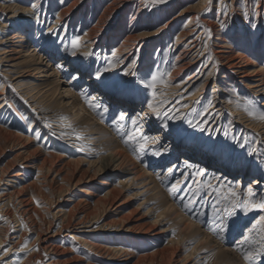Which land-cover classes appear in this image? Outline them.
I'll use <instances>...</instances> for the list:
<instances>
[{
    "label": "rangeland",
    "instance_id": "obj_1",
    "mask_svg": "<svg viewBox=\"0 0 264 264\" xmlns=\"http://www.w3.org/2000/svg\"><path fill=\"white\" fill-rule=\"evenodd\" d=\"M74 1L41 0L30 10L34 0H0V52L13 45L21 50L14 54L20 63L30 43L38 48L32 63L43 70L12 79L26 65L0 62V97L7 102L15 95V109L7 105L0 126L24 136L17 142L0 136V176L6 172L3 182L33 192L26 213L15 198L0 196V264H264V209L252 206L264 203V86L251 91V77L230 74L212 51L221 42L216 36L225 39L232 52L248 58L244 69L264 75V0H176L171 7L145 0L144 21L127 16L122 24L114 14L100 19L104 0H80L56 21ZM26 21L30 30L36 24L33 37L25 31L22 44L21 36L8 42ZM95 23L97 41L88 47L86 34ZM187 29L191 33L182 35ZM129 34L141 35L139 55L122 63L113 47ZM194 38L198 46L184 61H197L176 74L175 55ZM194 71L196 81L182 83ZM20 79L29 90L38 87L27 93ZM123 94L129 104L113 97ZM73 100L78 103L71 108ZM82 114L89 119L83 124ZM131 133L149 137L146 148L129 140ZM111 150L147 175L132 181L100 171L86 181ZM61 155L72 162L54 166ZM23 157L34 166L25 167ZM45 157L54 160L49 173L36 167ZM71 172L75 177L68 179ZM102 180L114 187L117 208L109 205ZM83 187L95 193L84 201ZM43 238L56 249L42 248ZM245 252H255V259L246 261Z\"/></svg>",
    "mask_w": 264,
    "mask_h": 264
},
{
    "label": "bare ground",
    "instance_id": "obj_2",
    "mask_svg": "<svg viewBox=\"0 0 264 264\" xmlns=\"http://www.w3.org/2000/svg\"><path fill=\"white\" fill-rule=\"evenodd\" d=\"M34 1L35 2L32 4V6L30 8H27V9H30V10L35 9L36 8L35 5H37L41 0H34ZM79 1L80 0H75L66 10L65 9H61L58 12L57 16H56V21L65 18L66 15L68 14V11L73 7V5H75ZM153 1L155 2V5L158 4L161 7H165V6L166 7H168V6L171 7L176 2V0H163V2H161V0H153ZM258 1L260 2V0H258ZM232 2H233V0H231V3ZM144 4H145V0H104L102 2L103 10H102V13H101V15L99 17H100L101 20L102 19H108V18L111 19L112 15L114 14L115 17L118 19L119 24H122L123 21L126 20L127 16H128L129 20H131V21L135 20V21H137V23H140V22L144 21L143 18L146 17L144 15V13L142 12V11H144V8H143ZM2 9H7L8 10L9 7L8 6H4V7H2ZM262 9H261V12H262ZM44 10H46V6H45ZM32 20H36V18H32ZM169 23L170 22L167 21L165 23V26H168ZM31 26H33V24H31V22H29V21H26V22H24V23H22L20 25H16L15 26L16 30H14V32H12V34H11L12 36L10 37V39H12V40H8V42H14L15 38L21 36V37H23V38H21L22 40H20V42L22 44V42L26 41V39H25V37L27 36V35H25L26 32H28V35L32 36L37 31L36 30L37 29L36 28V24H34V28H35L34 30H32V29L30 30ZM98 28H99V24L95 23L91 28L88 29L87 34H86V37H87L86 41H87V46L88 47L93 46L94 43L97 41ZM133 29H134V27L130 28V26H129L126 31L128 33H130L131 31H133ZM192 30H193V28H192ZM192 30L187 29L186 32H184V30H183L182 31V35H187V34L191 33ZM21 32H23L24 34L21 33ZM45 34L46 33H44V35ZM140 37H141L140 34H136V35L129 34V35H126V37L122 40V42H120L118 45L113 47V52L123 56L120 59V62L123 63L125 61H128L131 57L136 59V57L139 55V52L136 50V54L134 55V53H135L134 50H135V47H137L138 43L140 42V39H139ZM179 39L180 38H177V40L175 42L176 44L180 43ZM215 39L221 40V42H216V48L212 49V51H214V54L220 60L223 61L222 64H223L224 68L225 69L228 68L230 74H239L240 73L239 77H241V78L247 77V76L251 77V80H250L249 83H247V86H248V88L251 91L259 93L263 89V86H264V75L262 73H259L258 72L259 70H253V71H251V73L248 72L247 69H244V64H247L246 60L248 58L245 55H242V54H239V53H235L234 51H233L234 52V54H233L232 50L228 48V45H227L228 43L227 42L226 43L222 42V41H225V39H221L218 36H216ZM1 41H3V40H1ZM197 41L198 40H196L195 38L192 39V40H189L188 41L189 44L187 43L186 45H184L183 48L176 53L175 58H174V60L172 62V68H173L172 71H175L176 74L179 73L180 71L184 70L186 67H188L189 65H191V64H193V63H195L197 61L196 59L195 60H191V62L189 60H188V62L184 61L185 55L186 56L189 55V53L196 46H198V44H196ZM28 44H30V43H28ZM28 44H27V46H26L27 48L25 50L26 53L22 54V56H25L26 58L23 57V58H25V60H23L20 63L15 62L17 58L15 57L16 55H14V54H20L21 50H19V52L15 51V48L12 47L13 45L8 46L7 47L8 49H4L2 52H0V62H2V61L8 62V63H3L4 64L3 66H9V68H10V67L18 66V65H26V67H27V69L21 70L20 73L17 76H15L14 78H12V79H15L16 77L22 76L23 73H21V72H29V71H31V72L34 71L35 72L36 70L43 71V70H41V67L35 66L34 65L35 63H32V61L35 60V58H34L35 55L31 54V53L34 52V51H37L38 48H34L32 46H28ZM195 52L196 51H194V53ZM252 52L255 53L254 51H252ZM257 55L258 54H256V56ZM258 58H260V57H258ZM190 59H192V58H190ZM65 60H66L65 63H69L72 66H74L76 64L71 58L70 59H66L65 58ZM251 63H255V61H252ZM32 66H35V67H32ZM80 69L83 70V67L80 66ZM76 74H78V72ZM38 76H41V74H39ZM76 76H78V75H76ZM196 76H197V73H196V71H194L182 83H188L189 80L194 82V81H196V79H195ZM18 86L22 87L23 90H25L27 93H29L31 90L35 89L37 85L35 87H33V88H30V90H29V87H28L27 83L23 82V79H20L18 81ZM2 90H0V96L3 94ZM68 92H69V90H68ZM106 92L109 93V91H106ZM14 96H15L14 94H9L7 96V100H8L7 102L8 103L5 102V100H4L5 97L4 98L0 97V114H2L4 112V110L7 108V105H8V107L10 105V107L15 109V106L12 104V100L15 98ZM105 96H107V95H105L103 93V95L101 97H105ZM115 96L116 95H114L113 97L116 100L119 99L121 104L129 102L128 99L130 97L125 95V94H123L122 96H117V97H115ZM34 97H35L34 95L28 96V98H32L31 99L32 101H33ZM106 98L108 99L109 97H106ZM77 103L78 102L74 101V100L70 101V107L74 108ZM18 115H19V120L20 121H25V116H23L24 114L18 113ZM80 118H81L80 121H81L82 124H83L84 120L85 121L86 120L89 121V119H87V117L85 115H83V114L81 115ZM15 126H16V124H15ZM4 129H6V128L0 126V136L3 139H7V140L8 139H12L11 140L12 142H14V141L17 142L21 137H24V136H22V133H19L18 131H15V132L14 131H8V130L6 131ZM20 130L23 131V129H20ZM158 132H160V131H158ZM161 136H162L161 133H158V135H156L155 137L160 138ZM26 138H28V137H26ZM19 144H21V143H18L17 145H19ZM56 157H57V159L55 160V162H54V160H49L50 162H48V159H47L48 157H45V158H43L41 160L40 164L37 165L36 167H38V170H40L41 173H49L50 170H52V166L51 165L53 164V162H54V166L58 165L59 161L63 162L64 163L63 165H67V164L69 165L70 162H72V161H69V160H64L62 155L61 156H56ZM23 158L26 161L25 164H24L25 167L30 168V167L34 166V163L32 161L26 160L27 158H25V157H23ZM126 160H127V155L125 153H123V152H121L119 150H111V151H109L108 153L105 154L104 157L101 158L99 164H97L96 170H94V172L92 174H90V173L86 174L87 175L86 176L87 177L86 181H91L95 177V175L98 172H100V171H103V172L107 171V172H113V173L116 172V174L117 173H121L122 175L129 176L130 179H132V181L138 179L139 175L141 173H142L143 176L147 175L146 172L144 170H142L141 168H138L137 165L127 166L126 165ZM30 162H32V164ZM200 162H202L203 166L208 165V161H207L206 158H200ZM61 167L62 166H60V168ZM60 168L56 170L57 173L60 172ZM61 172H63V171H61ZM5 173L4 174L2 173V175L0 176V183H2V185H3V187L0 189L1 200H5L6 201V200H10L12 198H15L16 201L19 203L20 208L23 211H25V213H26V211L30 209L29 201L31 199L30 197H32L33 192H29V193L25 194L24 192H22V190L17 188L18 186L11 185V184L8 183V181L7 182L6 181L3 182V179H4L3 175H7V173L6 174ZM14 175L18 176V175H20V173L17 172ZM66 176L69 179V178L75 177V173H72V172L71 173H67ZM9 181H10V179H9ZM256 183H257V180H254L253 184H256ZM108 184L109 183L107 181H104V180H102V182H101L102 187H106V195L111 197L109 205L111 207L115 205V207H116V203H115V200H114L115 196H116L115 195V189H114V187H108L107 186ZM22 187L25 188V186H21V188ZM80 191H81V193L83 195V198H82L83 201L86 200V198L91 197V196H93L95 194L93 191L90 190L89 187H83ZM110 197H108V198H110ZM97 202H99V200L95 201V203H97ZM77 203L79 204V202H77ZM58 211H61V210L58 209ZM144 234H147V233H144ZM155 234H158V232H154L152 235H155ZM48 237H50V236H48ZM73 237H76V236H73ZM40 239L41 238L39 237V240ZM43 239L45 240V238H43ZM11 243H12V245L14 247L15 243H16V240L12 241ZM2 245H4V242L2 240V237L0 236V247ZM41 247L45 248V249L46 248L47 249H52V250L56 249L55 244H52L51 242H49V240H45V242L43 243V246H41ZM123 252H124L123 253L124 255L128 254V252L125 251V250ZM3 257H5V256H3ZM123 260L124 259H121V261H123ZM52 261H53V259L51 261H49L48 264H52L53 263ZM123 264H125V263H123Z\"/></svg>",
    "mask_w": 264,
    "mask_h": 264
},
{
    "label": "snow or ice",
    "instance_id": "obj_3",
    "mask_svg": "<svg viewBox=\"0 0 264 264\" xmlns=\"http://www.w3.org/2000/svg\"><path fill=\"white\" fill-rule=\"evenodd\" d=\"M161 2H163V0H161ZM73 47L75 48V47H76V44H74ZM73 54H75V53H73ZM113 55H115V53H113ZM104 71H108V69L106 68ZM155 82H156V77L154 76V77H153V84L151 85L152 87H155ZM149 107H152V105H149ZM105 111H107V109H105ZM249 114L251 115L252 113H249ZM157 115H159V112H158V111H157ZM260 118H261V119H264V115H261ZM124 119H125L124 115L121 114V115L119 116V120L122 121V120H124ZM132 123H133V125H135L137 122H136L135 120H133ZM189 123L191 124V122H189ZM194 126L198 127L199 125H194ZM202 130H203V129H202ZM137 132H139V129H137ZM128 139H129V140H137V143H138V145H139V148H140L141 150H143L144 148H146L147 143H148V141H149L150 138L147 137V136H144V135H142V134L139 135V136H137L135 133H131V134H129ZM241 147H243V145H241ZM253 151H255V149H253ZM155 154H156V155H160L159 152H157V153H155ZM158 178H159V177H158ZM175 188H176V185H174L173 188L169 189V191H170V192H171V191H174ZM232 194H233L234 196L236 195V193H232ZM251 195H253V193H252V190L249 189V196H251ZM248 203L251 204V201H248ZM252 206H253V207H259V208H261V209H264V203L253 204ZM185 207H188V205H185ZM255 255H256L255 252H245V254H244V259H245L246 261L251 262L252 260L255 259Z\"/></svg>",
    "mask_w": 264,
    "mask_h": 264
}]
</instances>
